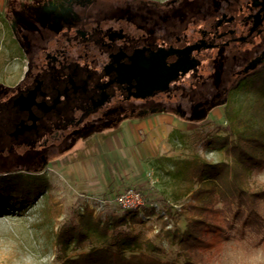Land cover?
<instances>
[{"label":"flooded vegetation","instance_id":"1","mask_svg":"<svg viewBox=\"0 0 264 264\" xmlns=\"http://www.w3.org/2000/svg\"><path fill=\"white\" fill-rule=\"evenodd\" d=\"M36 2L41 17L9 24L25 64L0 82V160L69 156L145 116L194 121L264 64V0Z\"/></svg>","mask_w":264,"mask_h":264},{"label":"rangeland","instance_id":"2","mask_svg":"<svg viewBox=\"0 0 264 264\" xmlns=\"http://www.w3.org/2000/svg\"><path fill=\"white\" fill-rule=\"evenodd\" d=\"M4 3H0V82H11L21 75L25 63L2 17ZM230 101L231 122L225 118L223 103L194 121L173 115L145 116L135 121L145 122L141 128L128 124L115 131L116 137L106 139L110 135L106 132L102 137L79 142L69 156L68 149L55 153L38 168L44 190L26 212L19 213L10 205L0 207V264H61L64 255L54 244L58 228L64 223L69 226V220L77 221L87 212L101 219L122 214L113 203L104 202L129 187L145 196L139 212L143 222L129 227L160 244L167 257L182 261L176 254L178 246L160 237L161 230L173 228V224L183 230L191 220L208 215L190 210L192 194L202 184L184 166L195 160L215 163L227 159L222 150L208 144L213 137L228 135L226 127L235 134L264 130V118L252 110L251 91L240 87ZM130 125L135 127L130 129ZM21 159L0 160V170L7 172L0 173V180L17 177L28 185L35 181L32 168L36 163L26 161L24 156ZM248 183L251 189L264 188V170L251 173ZM100 198H105L103 203ZM207 198L205 195L203 199ZM221 204L215 203V209ZM151 207L155 211L145 213ZM166 207L174 212L173 223L160 219ZM259 212L264 219V201L259 202ZM226 216L231 219L229 212ZM230 232V239L201 252L199 264H264V241L255 244L258 236L253 231L246 232L242 240L233 236V230Z\"/></svg>","mask_w":264,"mask_h":264},{"label":"trees","instance_id":"3","mask_svg":"<svg viewBox=\"0 0 264 264\" xmlns=\"http://www.w3.org/2000/svg\"><path fill=\"white\" fill-rule=\"evenodd\" d=\"M4 1L2 17L8 25L21 27V20L27 16L32 19L41 17V4L37 0ZM240 87L252 92V110L260 112L263 119L264 64L235 83L228 97L212 107L223 103L225 118L231 122L233 108L230 98ZM225 129L229 131L228 135L213 137L208 144L222 150L227 159L215 163L195 160L184 166L202 184L192 194L194 203L190 204V210L205 211L208 215L191 220L183 230L175 224L173 228L161 230L160 237L170 245L178 246L176 254L182 261L167 257L160 244L142 231L129 227L143 222L140 209H135L119 215L110 214L104 219L87 212L77 221L69 220V226L68 223L62 224L54 234L55 248L64 255L61 264H199L201 252L230 239V230L240 240L245 239L246 232L253 231L258 236L254 243L261 244L264 241V219L259 212V202L264 201V188L251 189L248 180L251 173L264 170V130L235 134L229 127ZM46 163L42 159L36 162L32 172L37 178L30 185L17 177L0 180V207L10 205L19 213L26 212L34 199L42 195L45 184L37 173L38 168ZM0 173L7 172L0 170ZM215 194L219 198L215 199ZM205 195L207 200L203 199ZM219 202L221 207L215 209V203ZM154 211L152 207L145 209L147 214ZM225 211L231 214V219L227 218ZM163 215L160 219L173 223L171 208L166 207Z\"/></svg>","mask_w":264,"mask_h":264},{"label":"built area","instance_id":"4","mask_svg":"<svg viewBox=\"0 0 264 264\" xmlns=\"http://www.w3.org/2000/svg\"><path fill=\"white\" fill-rule=\"evenodd\" d=\"M104 199L100 198L99 202L103 203ZM109 199L108 197L104 203H113L114 206L123 212L140 209L145 205V196L143 192L133 187L126 188L116 195L113 200L110 201Z\"/></svg>","mask_w":264,"mask_h":264},{"label":"crops","instance_id":"5","mask_svg":"<svg viewBox=\"0 0 264 264\" xmlns=\"http://www.w3.org/2000/svg\"><path fill=\"white\" fill-rule=\"evenodd\" d=\"M1 2H2V0H0V3H1ZM142 123H145V122H140V123L136 122L134 125H135V126L138 125L139 128H141V127H143V126L141 125ZM134 125H130L129 128L131 129V128H132L131 126H134ZM135 126H134V127H135ZM116 135H117V132H115L113 135H111V134L108 135L106 139H108L109 137H110V138H111V137H116Z\"/></svg>","mask_w":264,"mask_h":264}]
</instances>
